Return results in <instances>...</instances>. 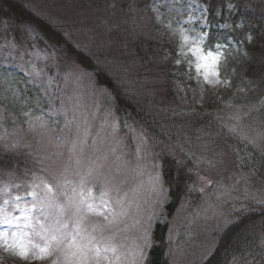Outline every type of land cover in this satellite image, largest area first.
<instances>
[{
	"label": "rangeland",
	"instance_id": "374dc122",
	"mask_svg": "<svg viewBox=\"0 0 264 264\" xmlns=\"http://www.w3.org/2000/svg\"><path fill=\"white\" fill-rule=\"evenodd\" d=\"M103 1L111 0H26L32 8L68 27L71 39L82 50L91 47L99 29L104 17L99 7ZM134 6L128 21L130 29L142 26L152 38L165 39L174 48L170 52L175 67L171 85L178 102L185 106H218L216 119L226 122L239 141L234 147L213 148L199 140L203 153L194 190L200 198L195 201L186 196L168 220L164 210L169 203L168 192L159 163L140 134L120 127L110 107L112 99L105 88L96 85L94 73L62 58L60 50L46 42L33 25L24 27L25 40L3 34L0 216L21 219L13 220L11 225L0 224V264H53L54 260L68 264L58 249L44 260L24 259L19 255V241L13 236L19 224L20 229L32 233L26 240L40 242L33 228L39 230L37 218L51 222V217L44 219L49 209L43 208L44 215L32 211L33 227L27 229L23 228L21 210L32 208L30 192L43 196L41 180L52 183L53 175L62 181L56 193L58 203L66 204L75 190L83 191L85 199L96 205L101 200L108 204L109 210L102 216L82 212L87 233L96 237L97 246L108 248L98 258L89 252L83 264H147L156 223H169L171 264H201L212 254L219 232L237 212L251 200H263L264 184L262 187L263 182L253 177L250 163L243 158L252 152L248 158L252 161L253 152L264 151V122L258 123L264 120V85L257 89L250 74L254 67L246 64L247 47L260 39V51L255 50V72L264 80V28H250V24L245 27L244 20L232 16L224 19L222 31L210 41L206 8L196 0H152L148 6ZM103 23L108 25L107 21ZM126 34L131 35V31ZM193 48L218 54L219 75H209L206 81L203 72L196 71L197 60L190 51ZM97 63L111 67L113 74L111 64L103 60ZM125 82L129 83L126 76ZM245 83L257 90L250 93ZM191 145L187 146L190 154L195 143ZM17 196L22 199L16 201ZM36 203L40 209V203ZM74 211L70 209L63 217L69 231Z\"/></svg>",
	"mask_w": 264,
	"mask_h": 264
},
{
	"label": "trees",
	"instance_id": "16d2710c",
	"mask_svg": "<svg viewBox=\"0 0 264 264\" xmlns=\"http://www.w3.org/2000/svg\"><path fill=\"white\" fill-rule=\"evenodd\" d=\"M151 1H103L99 6L101 14L104 13L102 22L94 33L91 47L82 50L71 39L67 32L69 28L46 12L32 8L26 0H0V36L8 34L17 41L25 40L24 27L33 25L46 42L60 50L62 58L94 73L96 85L105 88L112 99L110 107L120 127L140 134L148 151L159 163L168 192L169 203L164 210L169 220L186 196L195 201L200 198L194 190L200 176V154L203 153L199 140L213 148H222L234 147L239 137L226 122L216 119L218 106L194 103L185 106L178 102L171 85L175 67L170 58L174 48L169 41L152 38L142 26L130 29L128 21L132 7L138 3L148 6ZM196 1L206 8L207 39L210 41L222 31L224 19L232 16L244 20L245 27L250 24V28H264V0ZM128 30L131 31L129 36L126 34ZM260 42L259 39L253 47H247L249 56L246 62L247 66L252 63L254 67V73L251 71L250 74L257 89L264 85L260 73L255 72V50L260 51ZM100 60L112 65L113 74L110 73L111 67H101L97 63ZM246 64L244 69L247 71ZM125 76L129 83L125 82ZM245 85L250 93L257 90L252 84ZM262 122L264 120L258 121L259 124ZM192 143H195V149L190 154L187 146ZM253 153L252 161L248 160L252 152L243 161L250 163L253 177H258L262 186L264 151ZM168 228L169 223L155 224L147 264H171ZM201 264H264V198L251 200L245 209L237 212L235 219L219 232L212 254Z\"/></svg>",
	"mask_w": 264,
	"mask_h": 264
},
{
	"label": "snow or ice",
	"instance_id": "6c2138e0",
	"mask_svg": "<svg viewBox=\"0 0 264 264\" xmlns=\"http://www.w3.org/2000/svg\"><path fill=\"white\" fill-rule=\"evenodd\" d=\"M192 55L196 58L197 63L195 65L196 71L198 73L203 72L204 79L207 81L209 75H219L217 69L218 64V54L214 55L211 51L204 53L200 48H193L190 50ZM52 183L48 181L41 180L43 185V196H39L35 191L29 193L32 196L34 203L31 209H22L21 215L24 220L23 228L33 227L31 221L33 219L31 213L34 210L40 211L41 215H44L43 208H48L49 212L44 215L45 221L49 220L50 223L41 222L38 218L36 223L39 225V230L33 228V233L39 238V243L34 242L32 239H27L32 235V233L23 231L20 229L19 224H17L18 232L14 233V240L19 241L18 249L19 255L24 259H40L44 260L50 255H52L53 250L62 251L64 258L68 261V264H83L87 258L89 252H94L98 258L101 252H107L108 248L103 249L99 246V241L95 236L87 233V229L83 227L84 215L82 212L86 210L87 213H91L97 216L104 215L105 211L108 209V204L101 200L100 205H96L85 199V193L83 191L75 192L67 197L66 204H60L57 202L56 193L62 188V181L60 177L56 175L52 176ZM66 184V181H63ZM35 187H40L36 185ZM65 195H67L65 193ZM89 197L91 193H88ZM79 197V200H77ZM22 198L15 197L16 201H20ZM41 205L40 209H37V203ZM5 203H8L5 201ZM18 207V205H17ZM70 209H75L72 213V227L69 231V223L63 220V217L67 214ZM21 217H13L9 219L7 215L0 216V224L11 225L13 220L19 221ZM107 220V216H105ZM95 231V227H93ZM26 240V242H25ZM53 264H59L58 260H54Z\"/></svg>",
	"mask_w": 264,
	"mask_h": 264
}]
</instances>
